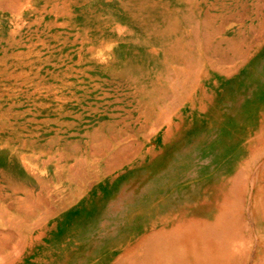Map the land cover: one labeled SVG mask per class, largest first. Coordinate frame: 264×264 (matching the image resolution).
<instances>
[{
  "label": "rangeland",
  "instance_id": "obj_1",
  "mask_svg": "<svg viewBox=\"0 0 264 264\" xmlns=\"http://www.w3.org/2000/svg\"><path fill=\"white\" fill-rule=\"evenodd\" d=\"M64 2L0 0V152L15 146L30 171L47 182L45 193L40 187L33 193L60 211L47 223L55 225V242L43 240L44 252L35 244L31 255L29 248L13 243L3 253L7 264H112L120 247L133 243L152 224L160 227L182 212L213 214L218 201H211L212 194L264 140V0L149 1L155 7L152 23L158 27L188 10L202 24L211 21L219 39L234 41L238 50L215 72L201 70L207 76L179 110L161 113V119L156 114L147 124L137 94L119 73L129 71L133 79H141L139 73L157 74L160 84L163 70L154 61L163 56L153 55L154 47L145 44L141 29L127 19L117 0H66L63 9ZM108 13L114 18L107 20ZM161 121L170 123L171 133L165 135L168 123L156 127ZM112 123L117 127L108 133L124 134L121 146L131 143L129 152L139 157L100 182L90 179L89 198L83 195L86 201L66 207L74 192L58 178L64 157L78 151L87 157L91 135ZM124 127L128 130L120 131ZM8 157L2 158L0 169L7 170ZM94 163L88 159L82 164L89 178ZM258 218L264 231V217Z\"/></svg>",
  "mask_w": 264,
  "mask_h": 264
},
{
  "label": "bare ground",
  "instance_id": "obj_2",
  "mask_svg": "<svg viewBox=\"0 0 264 264\" xmlns=\"http://www.w3.org/2000/svg\"><path fill=\"white\" fill-rule=\"evenodd\" d=\"M143 1L145 0H117V3L122 11L126 13L127 19L141 29V35L145 36V44L148 45L151 50L154 47L153 55L156 56L161 54L163 56V60L154 61L159 65L156 68L163 70L161 72L163 80L158 84L159 75L157 74L150 76L145 75L143 77V75L139 73L138 76H140L141 79L129 78V71L119 73V76L121 78L125 77V81L129 82L130 87H132L134 93L137 94L136 97H138L139 104L141 105L140 112L144 118L143 121L147 124L150 119L153 120L152 118H154L156 114H158L160 116L159 119H161L162 114L170 112L176 107H178L179 110V108L185 104L186 98L189 95H194L193 90L196 89L199 81L201 82V79L207 76V73L201 75V70L205 68L207 72H215L218 66L220 67V65L228 64V61L230 59L232 61L236 55L238 45L227 38L219 39L217 35L219 30L211 21L202 24L197 18V13L194 14V12L188 10H185L184 13L179 16L176 15L177 17L169 20L165 26L161 24V26L158 27L156 23H152L151 18L155 7L149 2L150 0H148L149 5H146ZM65 2L62 4L63 9L66 4ZM6 4L4 2V6ZM7 9L9 10V7H7ZM181 9L182 8L179 10ZM114 16L108 13L106 18L110 20L113 19ZM71 19L72 18H70V20ZM104 22H106V20ZM182 23L184 24V28ZM104 28L106 27L104 26ZM8 61L6 60L5 62ZM156 73L159 74L160 72ZM131 74L135 75V71L132 70ZM7 76L10 75L7 74ZM168 121H161L156 127L159 128L168 123ZM166 126L165 135L171 133L170 123ZM115 127L117 126H114L113 123L103 125L99 128V132H95L91 135V143H89L86 151L87 157L80 154V151L77 152V156L70 155L69 157H64V160L67 162L62 166V172H59L58 178L68 182V189L73 187L70 191L74 192L68 199L66 207L77 201L78 203L81 200L86 201L83 195L89 198L87 192L92 187H90V179H95L97 182H100L104 180L106 175L114 174L117 169H120L125 164H129L134 157H139V154L132 156V153L129 152L132 148L131 143L121 146V142L124 140L122 135L124 134L115 136L108 133V130H113ZM124 129L128 130V128L124 127L121 128L120 131H124ZM128 138L129 135L126 134V139ZM1 145L3 147V144ZM250 146H252V142ZM14 147L9 145L7 146V150L3 151V153L0 152V161H2L4 156H9L7 170L6 168L0 169V264H7V257H5L3 253L9 250L13 243L18 247H23L24 250L29 248L26 252L27 255H31L34 252L35 244L41 245L43 251V249L46 248L43 240L54 243L53 235L55 234V230L53 229L55 225H47V223L60 212L57 208H49L46 197L33 193L35 191L33 188L37 187H40L42 192L45 193V185L47 182L42 179L43 176L38 177L30 171L27 164L24 162L25 159L23 154ZM249 152L251 153L248 155V158L236 173L232 177L229 176L231 178L227 183L218 187V192L215 191L216 193L212 194L211 201L214 199L218 201L213 214L209 215L207 212L196 213L195 211L182 212L178 214V216H172L169 221H165L160 227L155 228L152 224V226L145 229L142 235L135 239L133 243H130L126 247L124 246V248L120 247V255L112 264H264V231H261V229H259L260 227H258L260 222H258V217L261 214L264 217V140H261L259 147ZM56 154L58 153L56 152ZM54 155L52 154V159ZM88 159H92L96 162L94 166H91L90 178L88 174L82 172V164L88 161ZM13 160L17 163V167H13ZM70 161H72L73 164L69 165L68 163ZM2 164L4 165V162ZM14 168L18 169L16 170L17 172L11 170H15ZM56 173L58 174V170H56ZM33 185H35V187H33ZM165 201L167 200L165 199ZM62 211H64V209ZM80 216H76L75 219L80 218ZM152 217H154V215ZM126 224L128 225V223ZM124 232L125 231H123V233ZM126 234L128 233L126 232ZM127 237L129 238V236ZM124 238H122V240ZM35 253L37 252L35 251Z\"/></svg>",
  "mask_w": 264,
  "mask_h": 264
}]
</instances>
